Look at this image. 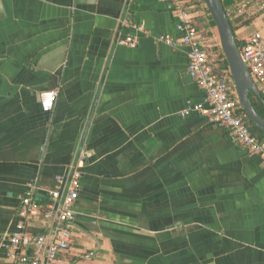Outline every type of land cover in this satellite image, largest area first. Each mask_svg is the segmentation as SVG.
<instances>
[{"label":"crops","instance_id":"crops-1","mask_svg":"<svg viewBox=\"0 0 264 264\" xmlns=\"http://www.w3.org/2000/svg\"><path fill=\"white\" fill-rule=\"evenodd\" d=\"M175 23L160 0H0V238L28 184L42 194L77 166L57 264H264V160L206 113L181 114L204 93L186 48L159 40ZM254 29L256 15L235 37Z\"/></svg>","mask_w":264,"mask_h":264},{"label":"built area","instance_id":"built-area-1","mask_svg":"<svg viewBox=\"0 0 264 264\" xmlns=\"http://www.w3.org/2000/svg\"><path fill=\"white\" fill-rule=\"evenodd\" d=\"M160 1L169 4L180 35L176 38L164 35L159 40L172 47L186 48L187 72L204 93L203 101L186 104L181 114L206 113L210 122L224 128L246 152L264 160V139L254 137L245 124L228 68L219 73L214 70L213 48H220L215 27L203 30L196 26L197 16L206 19L209 16L205 4L202 0ZM226 14L229 19L242 20L256 15L264 27V0H238ZM123 23L137 31L145 29L142 24H130L129 18H124ZM205 30H210L212 35L206 36ZM137 42V38L130 35L118 40L119 44L131 47ZM239 52L252 80L264 93V31L254 29L243 37L239 41ZM56 96V90L39 93L43 112L53 109ZM80 177L77 166L72 167L66 174L56 175L53 186L42 194L35 181L28 184L16 209L15 230L0 238V252L7 264H57L58 256L69 249L73 240L72 223L76 217Z\"/></svg>","mask_w":264,"mask_h":264},{"label":"water","instance_id":"water-1","mask_svg":"<svg viewBox=\"0 0 264 264\" xmlns=\"http://www.w3.org/2000/svg\"><path fill=\"white\" fill-rule=\"evenodd\" d=\"M211 17L219 39L222 54L235 86L236 96L245 119L264 133V117L254 108L249 92L261 97V91L252 80L239 52L235 37L226 11L220 0H202Z\"/></svg>","mask_w":264,"mask_h":264},{"label":"trees","instance_id":"trees-1","mask_svg":"<svg viewBox=\"0 0 264 264\" xmlns=\"http://www.w3.org/2000/svg\"><path fill=\"white\" fill-rule=\"evenodd\" d=\"M198 1H201V0H198ZM220 1H221L222 5H223L225 11H227L228 1L227 0H220ZM232 1H235V3H237V0H232ZM192 10L194 11V9H192ZM196 18L200 22V23H196V21H195L197 28L203 29V30L206 27H210L212 29L214 28V23H213V21H212L210 16H207V19L203 17L202 20H200V18L198 16ZM249 20L250 19H246V20L239 19L237 21H234V20L229 19L230 24H231V26H232V28L234 30L240 25L249 24ZM204 34L206 36L207 35H212V32L210 30H205ZM237 42H238V45H239V40L238 39H237ZM213 52L215 53V58L213 60V63L216 64L215 67H214V70H215L216 73H219L220 70H222L224 68H227L226 60H225L224 56L222 55L221 50H220L219 47H214L213 48ZM249 98H250L254 108L256 109V111L262 117H264V93H261V97H258L253 92L250 91L249 92ZM240 112L242 113L241 110H240ZM244 122H245V124L247 125L249 131L251 132V134L254 137H256L258 140L264 139V133L261 132L260 130H258L256 127H254V125H252L250 122H248L245 119V117H244Z\"/></svg>","mask_w":264,"mask_h":264}]
</instances>
